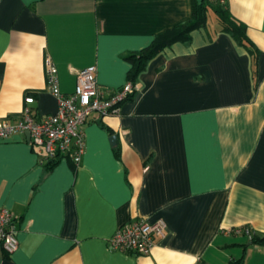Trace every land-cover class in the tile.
<instances>
[{"label":"crops","instance_id":"1","mask_svg":"<svg viewBox=\"0 0 264 264\" xmlns=\"http://www.w3.org/2000/svg\"><path fill=\"white\" fill-rule=\"evenodd\" d=\"M219 2L256 62L208 24L152 58L118 114L89 116L78 166L47 170L24 134L0 141V208L18 241L0 264H264L245 235H264V0ZM190 15L191 0H0V122L57 112L47 60L63 95L87 67L108 94L128 82L125 56ZM137 219L164 220L165 237L148 256L112 250Z\"/></svg>","mask_w":264,"mask_h":264},{"label":"built area","instance_id":"2","mask_svg":"<svg viewBox=\"0 0 264 264\" xmlns=\"http://www.w3.org/2000/svg\"><path fill=\"white\" fill-rule=\"evenodd\" d=\"M47 72L50 93L58 102L57 112L36 117L29 108H25L17 122H0V141L28 132L29 146L36 154L42 155L43 163L66 158L74 166H78L85 147L82 126L89 116L118 114L120 105L137 90V85L127 82L119 90L104 94L98 88L96 68L87 67L77 72L74 92L63 95L59 89L56 68L49 60ZM25 103L32 104L33 98H26ZM13 222L14 217L10 211L0 208V247L7 256L18 249ZM166 228L162 219L154 223L137 219L118 228L109 240V246L119 253L148 256L154 249L156 240L165 237ZM235 233L239 234L241 230H235ZM245 235L251 237L248 231H245Z\"/></svg>","mask_w":264,"mask_h":264},{"label":"trees","instance_id":"3","mask_svg":"<svg viewBox=\"0 0 264 264\" xmlns=\"http://www.w3.org/2000/svg\"><path fill=\"white\" fill-rule=\"evenodd\" d=\"M219 1L191 0V15L186 22L155 35L147 48L125 56L124 59L131 66L127 75L128 82L136 85L138 76L145 70L149 61L165 49L177 43H190L193 32L208 27L210 14L214 15L219 32L228 35L237 46L246 49L256 62L259 52L250 41L246 26L232 17L227 8L223 4H220ZM135 94L136 90L127 96L124 102L133 101ZM54 165V161L45 163L47 170H52ZM250 241L252 245L264 246V235L253 234L250 237ZM241 262V260H238L234 264H240Z\"/></svg>","mask_w":264,"mask_h":264},{"label":"water","instance_id":"4","mask_svg":"<svg viewBox=\"0 0 264 264\" xmlns=\"http://www.w3.org/2000/svg\"><path fill=\"white\" fill-rule=\"evenodd\" d=\"M24 135H25V137H26V141L29 142V140H30V135H29V133L27 132V133H25ZM109 142H110L111 145H114V144L116 143V136H111V137L109 138Z\"/></svg>","mask_w":264,"mask_h":264},{"label":"rangeland","instance_id":"5","mask_svg":"<svg viewBox=\"0 0 264 264\" xmlns=\"http://www.w3.org/2000/svg\"><path fill=\"white\" fill-rule=\"evenodd\" d=\"M208 21H209V23H208L209 27H216L217 26L214 15L210 14Z\"/></svg>","mask_w":264,"mask_h":264}]
</instances>
